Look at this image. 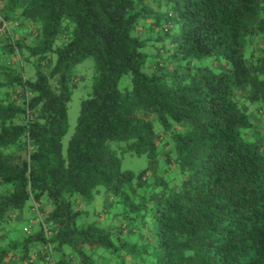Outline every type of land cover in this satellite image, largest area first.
<instances>
[{
    "label": "trees",
    "instance_id": "obj_1",
    "mask_svg": "<svg viewBox=\"0 0 264 264\" xmlns=\"http://www.w3.org/2000/svg\"><path fill=\"white\" fill-rule=\"evenodd\" d=\"M157 3L0 0V264H264V0ZM164 25L174 40L146 67ZM127 154L148 167L123 170Z\"/></svg>",
    "mask_w": 264,
    "mask_h": 264
},
{
    "label": "rangeland",
    "instance_id": "obj_2",
    "mask_svg": "<svg viewBox=\"0 0 264 264\" xmlns=\"http://www.w3.org/2000/svg\"><path fill=\"white\" fill-rule=\"evenodd\" d=\"M159 2L160 0H158V3ZM161 3H162L161 6L159 4L160 6L159 8L161 9V12L166 15L170 14L172 12L171 6H169L170 8H167L165 3L163 2ZM164 32H165V25L164 28L163 26H161L159 30L157 29L155 32L147 34L149 38L148 46L150 47V49L147 50L149 58L146 67L156 64L158 60L157 51L159 50V48L167 49L170 46L171 41L174 40L173 37H168L167 39L164 40L159 39ZM52 58H53V62L55 63L57 61V56L52 55ZM213 63L214 62L211 59L203 62V64L208 65L210 67H214ZM24 65L27 76L28 78H30L31 72H34L33 65L28 63H25ZM72 74L74 76H77V87L73 92L72 99L68 109L69 128L66 136L63 139L64 154H66L68 144L75 133L82 100L88 98L90 93L92 92V85L95 76L94 57L91 55L87 57L85 60H83V62H81L80 64H77L72 69ZM125 79L126 80H123L121 82L120 85L121 89L128 86V77H126ZM147 167H148L147 156L137 157L129 154L123 156V163H122L123 170L132 171L138 174L141 170ZM99 190L100 193L95 196L94 202L84 207V210L90 213V215L87 217L88 223H93L94 221H96L99 217L98 214L101 213L103 210L102 204L105 200L106 189L105 187L102 186L99 188ZM120 211L121 209H119V212ZM108 214L115 217V218L113 217L111 218V220L114 219V221L112 222V226H114L116 229L119 228L123 222L122 214L121 216L117 217L118 211L116 207L114 208L111 207L110 210L108 211ZM13 225L15 228V237H17L20 240H24V238L28 234L27 231L33 232L37 229V224L34 223L33 217L31 216V213L28 211L24 213L22 221H19L18 223H13ZM66 251L70 252L71 250L69 248H66ZM151 251L153 252V248L151 249ZM150 261L153 262L152 259H150Z\"/></svg>",
    "mask_w": 264,
    "mask_h": 264
}]
</instances>
